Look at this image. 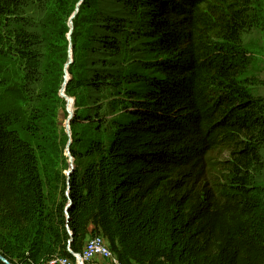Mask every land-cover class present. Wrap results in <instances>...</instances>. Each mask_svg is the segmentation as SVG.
<instances>
[{"label":"trees","instance_id":"trees-1","mask_svg":"<svg viewBox=\"0 0 264 264\" xmlns=\"http://www.w3.org/2000/svg\"><path fill=\"white\" fill-rule=\"evenodd\" d=\"M77 1L83 76L73 62L64 92L85 89V120L110 131L74 135L83 163L64 176L39 156L63 155L56 23ZM263 33L264 0H0V255L49 264L97 235L120 264H264V94L246 49ZM106 93L123 114L109 122Z\"/></svg>","mask_w":264,"mask_h":264},{"label":"rangeland","instance_id":"rangeland-1","mask_svg":"<svg viewBox=\"0 0 264 264\" xmlns=\"http://www.w3.org/2000/svg\"><path fill=\"white\" fill-rule=\"evenodd\" d=\"M82 1L76 2V8H74V11L72 14L66 18L65 21H61V19H57L58 23H56V27L60 28L59 33L62 34V37H60V40L62 43H66L67 54H64V57L66 56V60H64L63 65L61 64L60 70V77L62 78L63 82L60 87L59 95L62 99L63 103L58 104L57 114H56V133L60 140L61 148L63 149V155L59 160H55L52 157V160L55 161L53 164L49 166L48 159L46 157H43L41 154L39 156L40 159V167H58L64 174V176H67V173L73 170L76 165L79 163H83L82 160H75L71 157L70 154V148L72 147V138L74 135H77V138L81 140V143L84 145L87 143L88 140H103L106 141L107 137L109 135L110 126L107 124H104L101 126L100 130L98 129L97 124H91L88 120H85V117L89 113V107L86 105L88 102V92L85 89L79 88L74 89L69 96H66L65 94V86L69 79V72L68 69H70V65L75 63V71H74V77L75 79H78L83 76V59L80 52L74 57L71 53V46H72V39L74 35V26L76 21V16L79 11V6L81 5ZM51 20V18L49 19ZM79 32H82L80 29ZM78 47L81 44L80 40L78 41ZM247 49V57L251 61V66L248 69L247 75L250 79H254V87H258V90L261 91L264 94V33L259 34L256 36V38H252L248 40V44L246 46ZM148 56V55H147ZM146 55H143L144 60H152L153 55H150L147 57ZM137 57V56H135ZM155 59V58H154ZM153 59V60H154ZM127 67L130 69L131 64L130 61L126 64ZM134 69V72L137 73L138 71L144 74H149L154 76L153 71H144L142 69L138 70L137 67L132 66ZM10 70H13L12 68H8ZM78 77V78H77ZM11 81H15L13 77L10 76ZM217 81H211L207 83V93H210L212 90L216 89L215 87H221L217 86ZM224 86V85H223ZM136 89V87L134 88ZM15 95H18L17 92ZM106 95L103 96V98L99 99L98 107H101L100 109V116L103 118V116L106 115L105 121L109 122L113 119H115L117 116H120L121 114L117 111L116 115H109V106H111L112 97L106 98ZM17 96H12V98H7L6 101H3L5 104L10 105H16L21 107L23 109L25 106L23 105V102H20V100H16ZM114 99V98H113ZM120 98H117L114 102H118ZM77 115L78 123L77 128L75 131L72 132L71 130V122L73 120V117ZM123 115V114H122ZM97 125V126H96ZM75 133V134H74ZM78 151H83V146H80L77 148ZM223 156L225 157L226 154L224 153ZM47 157H50L49 155ZM51 158V157H50ZM76 161V162H75ZM43 172V170H42ZM264 180V176H263ZM264 183V182H263ZM85 245V243H84ZM60 259V258H59ZM97 264V263H95Z\"/></svg>","mask_w":264,"mask_h":264},{"label":"built area","instance_id":"built-area-1","mask_svg":"<svg viewBox=\"0 0 264 264\" xmlns=\"http://www.w3.org/2000/svg\"><path fill=\"white\" fill-rule=\"evenodd\" d=\"M73 258H57L49 264H95L101 260L104 264H120L118 258L111 252L108 242L102 236H93L85 242L79 255Z\"/></svg>","mask_w":264,"mask_h":264},{"label":"water","instance_id":"water-1","mask_svg":"<svg viewBox=\"0 0 264 264\" xmlns=\"http://www.w3.org/2000/svg\"><path fill=\"white\" fill-rule=\"evenodd\" d=\"M67 175H69V173H67ZM0 261L4 264H10L5 258H3L1 255H0Z\"/></svg>","mask_w":264,"mask_h":264},{"label":"crops","instance_id":"crops-1","mask_svg":"<svg viewBox=\"0 0 264 264\" xmlns=\"http://www.w3.org/2000/svg\"><path fill=\"white\" fill-rule=\"evenodd\" d=\"M97 264H104L101 260H96Z\"/></svg>","mask_w":264,"mask_h":264}]
</instances>
